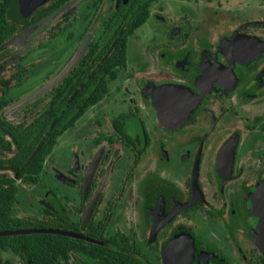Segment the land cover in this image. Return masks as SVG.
<instances>
[{
  "label": "flooded vegetation",
  "instance_id": "af4514ba",
  "mask_svg": "<svg viewBox=\"0 0 264 264\" xmlns=\"http://www.w3.org/2000/svg\"><path fill=\"white\" fill-rule=\"evenodd\" d=\"M0 264H264V0H0Z\"/></svg>",
  "mask_w": 264,
  "mask_h": 264
},
{
  "label": "rangeland",
  "instance_id": "374dc122",
  "mask_svg": "<svg viewBox=\"0 0 264 264\" xmlns=\"http://www.w3.org/2000/svg\"><path fill=\"white\" fill-rule=\"evenodd\" d=\"M148 34H146L145 36H143V30H138L134 33V35L132 36V42L129 41V46H128V56L131 55V52L133 53V50L135 48V45H138L139 43H144V37L146 39Z\"/></svg>",
  "mask_w": 264,
  "mask_h": 264
},
{
  "label": "water",
  "instance_id": "95a60500",
  "mask_svg": "<svg viewBox=\"0 0 264 264\" xmlns=\"http://www.w3.org/2000/svg\"><path fill=\"white\" fill-rule=\"evenodd\" d=\"M52 83H54V82H52ZM47 87H48V86H45L44 88H42L41 90H39V91L33 93L32 95H30L27 99H25V100H23V101H26V100H28V99H31V98L35 97V96L38 95L40 92L44 91Z\"/></svg>",
  "mask_w": 264,
  "mask_h": 264
},
{
  "label": "trees",
  "instance_id": "16d2710c",
  "mask_svg": "<svg viewBox=\"0 0 264 264\" xmlns=\"http://www.w3.org/2000/svg\"><path fill=\"white\" fill-rule=\"evenodd\" d=\"M118 51H119V59L122 60L123 57H124V49H123V47L119 46Z\"/></svg>",
  "mask_w": 264,
  "mask_h": 264
}]
</instances>
